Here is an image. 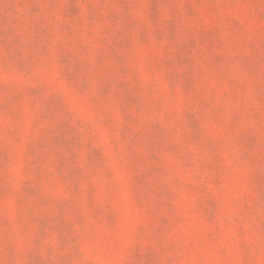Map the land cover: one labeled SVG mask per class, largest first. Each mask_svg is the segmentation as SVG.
I'll return each instance as SVG.
<instances>
[{"label": "rangeland", "instance_id": "1", "mask_svg": "<svg viewBox=\"0 0 264 264\" xmlns=\"http://www.w3.org/2000/svg\"><path fill=\"white\" fill-rule=\"evenodd\" d=\"M0 264H264V0H0Z\"/></svg>", "mask_w": 264, "mask_h": 264}]
</instances>
